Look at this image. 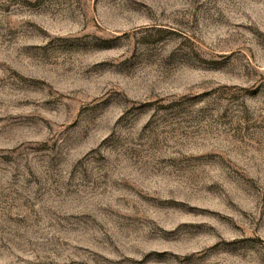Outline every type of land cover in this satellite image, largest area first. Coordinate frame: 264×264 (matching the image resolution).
I'll return each mask as SVG.
<instances>
[{"label":"rangeland","instance_id":"1","mask_svg":"<svg viewBox=\"0 0 264 264\" xmlns=\"http://www.w3.org/2000/svg\"><path fill=\"white\" fill-rule=\"evenodd\" d=\"M0 264H264V0H0Z\"/></svg>","mask_w":264,"mask_h":264}]
</instances>
